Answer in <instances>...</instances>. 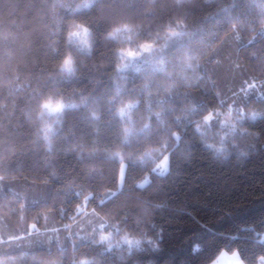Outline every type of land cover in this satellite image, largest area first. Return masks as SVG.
I'll return each mask as SVG.
<instances>
[{"label":"trees","instance_id":"obj_1","mask_svg":"<svg viewBox=\"0 0 264 264\" xmlns=\"http://www.w3.org/2000/svg\"><path fill=\"white\" fill-rule=\"evenodd\" d=\"M81 2L0 0V182L11 181L20 188L0 193V261L73 264L90 258L103 264H208L223 251L238 250L246 264H258L264 256L261 124L248 128L259 135L255 149L249 147L251 137L242 140L239 149L231 139L221 142L216 128L207 133V143L226 155L217 156L214 149L196 139L191 147L182 141L171 153L169 173L150 176L151 186L143 189L135 184L148 169L127 160L123 194L114 202L110 192L116 191L119 162L107 160L100 150L113 147V113L130 100H139L133 112L139 127L146 114V99L155 110L161 96L167 100L165 88L175 82L170 101L174 107L165 116L172 121L180 113V95L185 91L195 94V89L183 87L181 79L191 75L184 67L189 58L193 64L199 61L205 76L201 85L209 90V76L228 95L227 89L241 78L264 79V0H95L91 9L72 12ZM177 21L186 34L169 38L161 47L166 30L176 27ZM73 23L90 27L92 54L84 56L70 49L77 71L66 80L55 74L54 63L66 50L67 32ZM115 28L121 31L108 38ZM142 42L153 43L152 52L136 60L137 67L127 69L120 79L115 70L120 62L117 50H138ZM145 85L152 90L151 97H146ZM47 96L78 104L81 96L87 97L85 104L64 111L50 151L39 132L42 121L37 118L39 104ZM252 107L259 110L260 106ZM92 112L99 115L98 120L91 118ZM55 119L43 117L48 123ZM148 143H134L125 152L135 158ZM94 148L98 151L90 154ZM46 183L48 196L37 200L38 192L31 194V189ZM77 190L90 191L94 200L85 204ZM101 200L104 211L113 216L110 223L121 229L119 234L105 230L113 233L110 242L119 247L106 254L91 240L59 247L55 242L58 233L52 230L65 229L68 217L75 214L74 205L79 202L84 210L77 223L91 227L92 218L84 213ZM161 229L162 244L155 251L144 241L140 250L133 245L129 251L121 240L125 232L137 238L144 232L155 239Z\"/></svg>","mask_w":264,"mask_h":264},{"label":"snow or ice","instance_id":"obj_2","mask_svg":"<svg viewBox=\"0 0 264 264\" xmlns=\"http://www.w3.org/2000/svg\"><path fill=\"white\" fill-rule=\"evenodd\" d=\"M95 0H82L81 4L72 9V12H78L81 10H89L93 7ZM183 24L177 21L176 27H169L167 35L164 37L165 45L169 38L173 36L185 35L182 30ZM124 30H128L127 26H124ZM232 30L235 31V25L232 26ZM121 31L120 28H115L110 31L108 38H115ZM238 39V36H237ZM70 49H74L75 52L90 56L92 54V32L90 27L84 23H73L67 32L66 37V50L62 56H60L54 63L55 74L59 75L63 79H71L75 76L76 60ZM153 50V43L142 42L138 45V50L135 49H118L117 56L119 63L116 64L115 70L121 74L120 79H124L123 73L130 67H137L136 60L141 59L145 53L150 54ZM55 51V49H54ZM193 58L185 64V71L190 72L191 75H183L181 77L183 81V87L186 89H195V94L185 91L180 95L182 108L180 113L173 116V120L169 121L166 116V111H172L173 105L170 103L172 100L173 89L176 87L175 82H170L165 88L167 100L164 96H161L157 101V108L154 110L150 100L146 99L145 109L146 114L143 117V122L137 127V122L133 117V112L139 107V100H130L124 103L122 106L116 108L113 116L116 120V125L113 133V147L104 148L100 151L103 152L104 157L109 160H115L119 162V168L117 173L116 191L110 192V196L114 202L123 194V185L127 176L128 164L127 160L135 165H138L141 169H148L144 174L143 179L135 184L136 188L143 189L146 185L151 186L149 177L152 175L163 177L170 170V158L171 153L180 145L183 141L186 145L191 147L193 139L203 143L207 148L214 149V153L217 156L226 155L219 147H215L211 143H207V133L216 128V134L221 142L226 139L232 140L234 148L239 149V143L246 137H251L252 141L249 143V147L255 149V142L259 140V135L254 132H249V127H254L257 123L261 124L264 128V79H258L257 77L241 78L238 84L230 86L227 92L230 95L225 94L219 87L216 86V81L209 76L207 78V84L211 85V89L201 85V81L205 80L204 74L200 71L201 65L199 61L193 64ZM219 63V61H214ZM238 67V65H236ZM162 70V69H160ZM169 77L171 74H168ZM252 81V82H249ZM119 92V88L117 89ZM146 97L153 95L152 90L145 85ZM87 97L81 96L79 104L76 102L66 103L62 97L47 96L39 104L38 119H41V125L39 132L43 140L45 141L47 150L52 148V137L56 134V125L61 124V117L66 109H76L85 104ZM168 103V107L165 108V104ZM258 104L259 110H256L252 105ZM45 115L55 116L56 119L53 123L43 121ZM93 120H98L99 115L96 112L91 113ZM153 118L155 119V126L153 125ZM247 125V127H246ZM190 136V139H189ZM155 137V140H153ZM149 142L148 146L143 152L139 153L135 158L130 153L125 152V148L131 147L132 144H139L141 142ZM261 147H264L262 145ZM98 150L92 149L90 154H95ZM243 156L245 153L240 152ZM78 198L83 196L85 204L91 203L94 200V196L90 191L81 193L76 191ZM79 201V199H78ZM104 200L100 201V204L93 208L91 212L84 213L91 217L89 221L93 225L91 231H85L81 229L75 233V236L79 240L91 239L93 245L101 247V253H112L113 249L119 247V245H113L110 241L113 233L111 231L105 232L106 229H114L115 234H119L121 229L119 224L110 223L113 217L110 213L105 212ZM156 207H160L157 205ZM61 209V213H63ZM75 214L68 217L69 223L63 227L68 230L69 238H71V229L73 225L77 224V217L83 213L81 204L77 202L74 205ZM103 213V215H101ZM147 215V213H146ZM126 220V218H125ZM120 223H124L121 220ZM140 221L137 222V226ZM264 226V221L261 222ZM155 228V225H152ZM53 232H58L59 229H53ZM163 230L161 229L156 233L155 239L148 237L146 233L141 232L140 237H132L128 232H125L121 237V240L129 246L131 251L132 246L135 245L137 250H140L142 241L150 245L151 250H158V245L162 244ZM51 240V237H49ZM57 243L59 244V237L57 236ZM261 240L264 241V234H261ZM198 255V254H197ZM238 250L232 253V259L234 264H246L244 258H238ZM0 264H3L0 261ZM55 264V262H54ZM73 264H103L99 259L93 260L90 258H80L79 261H74ZM159 264V261H157ZM174 264V262H169ZM186 264H194V261H188ZM211 264H217L216 260H211ZM258 264H264V256L259 258Z\"/></svg>","mask_w":264,"mask_h":264},{"label":"rangeland","instance_id":"obj_3","mask_svg":"<svg viewBox=\"0 0 264 264\" xmlns=\"http://www.w3.org/2000/svg\"><path fill=\"white\" fill-rule=\"evenodd\" d=\"M16 184H14V182L11 181H1L0 182V193L5 192V191H13V192H18V190L16 189H20L17 188L15 186ZM24 191H27V189H23ZM48 191H49V184H44L39 188H32L30 193H37L38 192V196H35L37 198V200H44L47 196H48ZM19 195H20V191H19ZM93 225H91V227L89 226V224L87 225L86 223H82L79 222L75 225H73L72 229H71V233L72 236L71 238H69V232L66 229H60L55 235V238H57V236L59 237V244L56 242V244L59 247H64L66 245H71V246H76L77 244L81 243V242H85L87 240H91L93 238H95L94 236L91 239H86V240H79L76 238L75 233L81 229H84L85 231H91L92 230ZM90 228V229H89ZM57 240V239H56ZM232 253L233 252H221L214 260L217 261V264H234V261L232 259ZM239 258V257H238ZM208 264H211L208 263Z\"/></svg>","mask_w":264,"mask_h":264}]
</instances>
